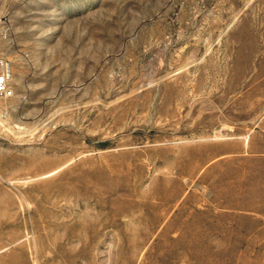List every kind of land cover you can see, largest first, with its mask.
<instances>
[{
    "label": "rangeland",
    "instance_id": "374dc122",
    "mask_svg": "<svg viewBox=\"0 0 264 264\" xmlns=\"http://www.w3.org/2000/svg\"><path fill=\"white\" fill-rule=\"evenodd\" d=\"M0 264H264V0H0Z\"/></svg>",
    "mask_w": 264,
    "mask_h": 264
},
{
    "label": "built area",
    "instance_id": "2783aa9c",
    "mask_svg": "<svg viewBox=\"0 0 264 264\" xmlns=\"http://www.w3.org/2000/svg\"><path fill=\"white\" fill-rule=\"evenodd\" d=\"M11 78V67L5 59L0 60V96L8 97L12 91L8 87Z\"/></svg>",
    "mask_w": 264,
    "mask_h": 264
}]
</instances>
